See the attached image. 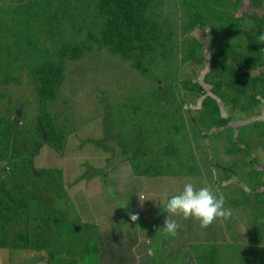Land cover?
<instances>
[{"label":"rangeland","instance_id":"374dc122","mask_svg":"<svg viewBox=\"0 0 264 264\" xmlns=\"http://www.w3.org/2000/svg\"><path fill=\"white\" fill-rule=\"evenodd\" d=\"M109 1L0 0V247L13 245V259L45 250L48 264H80L95 251L102 264H123L119 246L129 237L153 246L148 232L167 215L161 205L192 182L223 195L233 214L204 230L180 219L178 239L159 231L156 261L182 262L202 230L199 248L217 250L206 245L217 236L223 264H256L264 256V0H142L131 21L155 31L149 41L124 37ZM52 57L64 70L46 102L60 149L40 132L37 65ZM245 66L254 78L241 85L233 67L244 76ZM227 230L233 244L220 243ZM138 247V264H153V247Z\"/></svg>","mask_w":264,"mask_h":264},{"label":"trees","instance_id":"16d2710c","mask_svg":"<svg viewBox=\"0 0 264 264\" xmlns=\"http://www.w3.org/2000/svg\"><path fill=\"white\" fill-rule=\"evenodd\" d=\"M142 0H111L108 3V10L114 15L116 24L118 25L117 29L118 31L126 38L136 41H149L154 36H156L155 31L148 25L143 24L140 19H136V22H132L134 17H139V14L141 12L142 8ZM122 41V39H119V43ZM120 45V44H119ZM114 55H123L122 52L119 50H115L112 52ZM37 72L40 75V78L42 79V88L40 91V101H41V113L42 117L40 119V132L41 135H44L45 140H42V143L47 142L48 144H51L57 149H60L63 145L64 136H56V133L53 129L52 122H51V116L47 112V101H52L56 97V90L61 87L62 81H63V64L62 62H57L52 57L48 63L38 64L37 65ZM234 75L237 78V83L241 85H246L253 82V73L249 71L251 67L245 66V69L247 73L244 76L240 75V70H236L234 67ZM239 71V72H238ZM255 71V69L251 70ZM197 85L200 90L203 92H208V98L213 99L215 97L212 94V87L208 86L205 83H198ZM238 91V89H237ZM213 102V101H212ZM217 106V110L220 111V108L218 107L217 103H215ZM109 110H106V114ZM225 124L229 122L228 120H224ZM223 125L224 127L226 125ZM264 125V122H263ZM223 127V128H224ZM236 146H238V143L236 142ZM96 173L92 171L91 176H85V178L90 179L94 177ZM234 181V180H233ZM226 182L227 184L230 183ZM50 217H53L55 222L58 224H69L68 222L65 223L64 220H59L56 218L52 212V214H49ZM75 233L78 235L82 234V231L76 230ZM11 249H13V245L10 246ZM217 249V247H215ZM26 249V248H25ZM45 250H41L39 252H44ZM207 252V251H206ZM205 252V253H206ZM204 254V253H203ZM259 262H264V256H259L258 258ZM202 261L204 264H221L220 260L217 257V250H212L207 252L205 257H202Z\"/></svg>","mask_w":264,"mask_h":264},{"label":"clouds","instance_id":"9594fccd","mask_svg":"<svg viewBox=\"0 0 264 264\" xmlns=\"http://www.w3.org/2000/svg\"><path fill=\"white\" fill-rule=\"evenodd\" d=\"M257 41L264 42V32L260 33ZM161 209L167 215L159 231L169 237L178 235L181 230L180 219H193L204 230L214 223L228 220L233 214L232 209L225 206L223 195H218L206 184L197 187L192 182L184 183L181 190L170 195ZM130 219L135 222L138 215L130 213Z\"/></svg>","mask_w":264,"mask_h":264},{"label":"crops","instance_id":"0c3cea01","mask_svg":"<svg viewBox=\"0 0 264 264\" xmlns=\"http://www.w3.org/2000/svg\"><path fill=\"white\" fill-rule=\"evenodd\" d=\"M231 183V182H230ZM227 184V183H226ZM229 184V183H228ZM163 212V211H162ZM149 226L150 227H154V226H151V224H149ZM131 228V230H132V232L134 231V229H133V226L132 227H130ZM155 230H158V231H156V232H148L149 234H151V233H153L152 235L154 236V239L152 240L153 241V246H152V244H150V245H148V244H145L144 243V245L142 246L141 244H143L141 241H140V239L139 240H137V239H132L131 237H129V239H128V242H127V245H123V244H121L120 246H119V249H118V251L120 252V255L121 256H123L124 257V262H127L129 259L127 258V257H131V258H133L131 261H128L127 263H124L123 262V264H138V263H140L139 261H138V258L140 257V255L142 254V253H140V252H137L138 251V249H139V247L137 248V246H139V242H140V246L142 247V248H144L145 249V251L146 250H150L152 247H153V250H154V260H155V262L153 263V264H185V260H186V258H185V256L186 257H188L189 258V261L188 262H186V264H204V262L202 263V261L200 262V263H198V261L196 260V258H197V254H200V253H205L206 252V249L204 250V248L203 249H200L199 248V245H198V243H204V239L205 238H207L208 236V234H207V232H205V231H202V230H200V234H201V238L200 239H203L201 242H196L195 243V241H194V246H193V248H191V246H192V244H191V242H189V244L187 243V245H186V248H191L192 250H194V252L196 253V255H194V252L192 251L191 253H189L188 255H186V254H184L183 253V255L184 256H182L181 258H180V260L182 259V262L181 261H179L178 263H176L177 262V258H175L174 256V258L171 260L170 259V255L168 256V255H166V260H167V262L165 263H159L158 261H156V259H155V255H156V250L157 249H161L160 247H157L158 246V244L160 243V241H159V236H157L156 234L159 232V228H157L156 226H155ZM208 231V230H207ZM182 234H184V233H182ZM133 235V234H132ZM146 235H148V234H146ZM165 235V234H164ZM181 234L180 233H178V235L175 237L176 239H178L179 238V236H180ZM184 235H186V234H184ZM186 236H188V235H186ZM228 236H229V234H228V230H227V233H226V236H223V234H222V236H221V240H220V243H221V241L222 242H229L230 243V241H229V238H228ZM165 237H166V235H165ZM191 237V236H190ZM145 238V237H144ZM171 238V237H170ZM174 238V239H175ZM148 239V237H146L145 239H142V241H144V240H147ZM173 239V240H174ZM189 239H187V241H188ZM263 243V242H262ZM230 244H233V243H230ZM229 244V245H230ZM206 245L208 246V247H210V246H214V247H217V257H218V259L220 260V262H221V264H223V261H222V257H221V251H220V249L218 248V245H219V243H217V236L216 237H214L213 239H210V241H208L207 243H206ZM244 245H246V244H244ZM202 246V245H201ZM206 246V247H207ZM248 246V245H247ZM247 246H245L244 247V249L245 248H247ZM253 246V248H255V249H258V248H260L261 247V245L260 244H258V245H252ZM199 248L200 250H196V248ZM205 247V248H206ZM1 249H5V250H1ZM184 249V248H183ZM152 250V249H151ZM152 250V251H153ZM40 250H38V251H34V254H30L29 255V257H24V258H21V259H13V257H12V249L11 248H4V247H0V264H26V262H27V260L28 259H30V256L32 257V258H37L38 259V261L36 262V263H34V264H48L47 263V259L50 257V254L47 252V251H44V252H39ZM130 251V253H127V252H129ZM98 252L97 251H95L94 253H92V254H90L89 256H87V258L86 259H83L82 261H80V264H102V260H103V256H102V254L100 255V253H99V255L97 254ZM146 253H147V251H146ZM146 253H145V256H146ZM254 253L255 254H257V250H254ZM42 258H45V259H42ZM200 258V257H199ZM253 258H256L257 260H258V258L255 256V257H253ZM170 261H173V262H170ZM258 262H259V260H258ZM257 262V263H258ZM256 263V264H257ZM240 264V263H239ZM258 264H264V262H262V263H258Z\"/></svg>","mask_w":264,"mask_h":264}]
</instances>
